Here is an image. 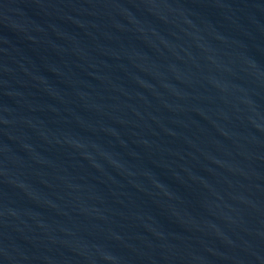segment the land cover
<instances>
[{"label":"water","instance_id":"95a60500","mask_svg":"<svg viewBox=\"0 0 264 264\" xmlns=\"http://www.w3.org/2000/svg\"><path fill=\"white\" fill-rule=\"evenodd\" d=\"M0 264H264V0H0Z\"/></svg>","mask_w":264,"mask_h":264}]
</instances>
